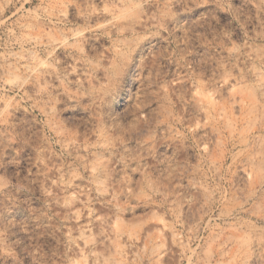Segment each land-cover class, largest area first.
I'll use <instances>...</instances> for the list:
<instances>
[{
	"label": "rangeland",
	"instance_id": "374dc122",
	"mask_svg": "<svg viewBox=\"0 0 264 264\" xmlns=\"http://www.w3.org/2000/svg\"><path fill=\"white\" fill-rule=\"evenodd\" d=\"M0 264H264V0H0Z\"/></svg>",
	"mask_w": 264,
	"mask_h": 264
},
{
	"label": "bare ground",
	"instance_id": "6f19581e",
	"mask_svg": "<svg viewBox=\"0 0 264 264\" xmlns=\"http://www.w3.org/2000/svg\"><path fill=\"white\" fill-rule=\"evenodd\" d=\"M62 3H63V2H62ZM65 9H66V8H65ZM116 25H118V23H116ZM106 28H108V27H106ZM118 28H120V25L117 26V29H118ZM99 30H100V29H99ZM113 31H115V29H114ZM109 32H112V30H110ZM88 33H89V32H88ZM112 33H113V32H112ZM111 35H112V34H111ZM32 36H33V35H32ZM67 37H68V36H66L65 38H67ZM131 46H132V43L129 44V47H131ZM40 48H41V47H40ZM74 49H75V48H74ZM74 49H73V50H74ZM67 50H68V49H67ZM70 50H71V49H70ZM73 50H72V51H73ZM133 50L135 51L136 48H133ZM70 52H71V51H70ZM75 52H76V51H75ZM77 52H78V51H77ZM77 52H76V53H77ZM78 53H80V52H78ZM78 53H77V54H78ZM81 54H82V53H81ZM83 56H84V55H83ZM83 58H84V57H83ZM55 60H56V59H55ZM77 67H78V65H77ZM91 69H92V68H91ZM57 70H58V69H57ZM60 71H61V70H60ZM44 72H45V71H44ZM118 72H119V70H117V73H118ZM50 74H51L52 76H54V75H53L54 73H53L52 71H50ZM42 76H43V75H40V73L36 75V77H37L38 79L41 78ZM37 78H36V79H37ZM38 79H37V80H38ZM63 83H64V82H63ZM50 85H51V83H50ZM50 87H51V86H50ZM46 89H47V88H46ZM49 89H50V88H49ZM47 90H48V89H47ZM44 94H45V92H44ZM69 94H70V93H69ZM38 96H39V95H38ZM50 96H51V95H50ZM48 97H49V96H48ZM38 105H39V104H38ZM51 111H52V110H51ZM51 111H50V112H51ZM52 112H53V111H52ZM48 113H49V112H48ZM51 119H52V117H51ZM54 123H55V122H54ZM62 137H63V136H62ZM80 139H81V138H80ZM78 143H79V142H78ZM75 144H76V143H75ZM79 144H80V143H79ZM82 144H83V143H82ZM73 145H74V144H73ZM66 146H67V145H66ZM68 147H69V146H68ZM89 149H90V148H89ZM77 150H79V149L77 148ZM82 150H83V148H82ZM90 150H91V149H90ZM79 151H80V150H79ZM85 152H86V151H85ZM88 152H89V151H88ZM78 153H79V152H78Z\"/></svg>",
	"mask_w": 264,
	"mask_h": 264
}]
</instances>
